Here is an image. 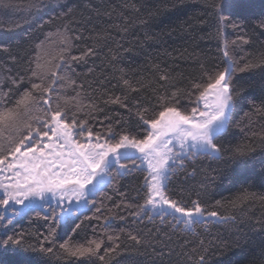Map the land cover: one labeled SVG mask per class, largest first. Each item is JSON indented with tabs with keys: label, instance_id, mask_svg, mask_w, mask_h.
Masks as SVG:
<instances>
[{
	"label": "trees",
	"instance_id": "obj_1",
	"mask_svg": "<svg viewBox=\"0 0 264 264\" xmlns=\"http://www.w3.org/2000/svg\"><path fill=\"white\" fill-rule=\"evenodd\" d=\"M35 2L0 0L3 106L12 107L33 83H40L32 70L41 41L46 51L40 52L41 62L55 66L62 47L57 33L67 28L74 37L71 55L80 56L87 48L94 54L68 67L62 65L59 74H67L76 83L67 87L65 81L58 80L52 97L54 101L59 98L78 122L87 120L94 132H103L108 126L117 131L121 126L141 130L137 109L147 108L146 115H151L159 110L158 98L178 88L182 90L181 105H189L183 93L190 90L192 82H203L204 69L226 66L225 46L238 66L243 65L241 58L255 62L264 54V29L258 27L264 18V0H235L231 10L224 12L227 20L222 25L211 0H40L38 7H32ZM240 36L250 38L249 43H242ZM165 74L168 81L161 79ZM122 75L136 91L123 85ZM233 80L243 85L246 99L234 109L232 124L223 138L228 149L224 158L186 160V167L177 170L170 184V190L178 193L177 199H200L209 211L226 219H212L185 230L173 228L171 218L162 223L155 215L152 220L129 215L134 209L127 205L142 203L146 173L141 166L125 175L114 169L112 183L91 196L87 207L71 218L53 220L51 209L32 207L0 224V235L23 234L25 246L53 247L47 264H104L98 257L68 256L59 247L65 241L81 244L92 239L103 240L100 255L119 245V255L106 257L108 264H199V255H204V264H221L228 258L235 264H264V66L237 72ZM48 82L45 80V86ZM116 96L127 97V108L106 103ZM46 111L45 106L33 104L20 109L24 122L41 128L29 117L43 116ZM22 135L27 131L4 127L0 144L7 148L10 140ZM236 147L254 149L249 153L252 164L245 169L239 168L231 154ZM245 194L254 198L238 199ZM51 228H55V235L45 240ZM128 233L141 237L142 243L129 240ZM108 235L119 239L108 240ZM38 259L37 254L21 253L13 246L0 247V264Z\"/></svg>",
	"mask_w": 264,
	"mask_h": 264
},
{
	"label": "snow or ice",
	"instance_id": "obj_2",
	"mask_svg": "<svg viewBox=\"0 0 264 264\" xmlns=\"http://www.w3.org/2000/svg\"><path fill=\"white\" fill-rule=\"evenodd\" d=\"M39 4L40 0H36L31 6L38 7ZM234 5L235 0H211L210 3L221 25L227 20L224 12L231 10ZM68 11L70 13L72 10ZM258 27L264 29V18ZM57 36L62 47L54 67H49L48 62H41L40 52L46 54L44 42L37 45L39 52L32 76L40 79V83H33L31 90H26L12 107L3 106L0 97V133L4 127L27 131V135H22L18 140H10L7 148L0 144V191L3 193L0 197V208L3 209L0 224L9 223L13 217L24 214L37 199L51 209L53 220L71 218L81 205L91 202V196L112 183L114 169L118 175H125L141 166V171L146 173L142 185V203L127 205L134 209L129 215L136 218L143 216L148 220H152L155 215L162 223L171 218L173 228L182 227L185 230H192L194 225L212 219H226L216 211H209L200 199H177L178 193L170 190L171 179L178 169L186 167V160H195L200 156L217 160L224 158L228 149L222 143L223 138L232 124L234 109L246 99L243 85H237L233 77L237 72L243 73L264 66V54L255 58V62L241 58L244 60L243 65L238 66L225 46L223 56L226 66L204 69L201 77L203 82H192L190 90L183 93L189 105H181L182 90L178 88L169 96H160L159 110L151 115H146L147 108L137 109L135 115L141 130L121 126L117 131L108 126L103 132H94L87 120L78 122L74 113L67 112L61 106L59 98L54 101L52 97L53 85L58 80L65 81L67 87L76 83L67 74H59L62 65L68 67L74 61L94 54V51L87 48L80 56H73L71 50L74 37L68 33L67 28L58 32ZM238 39L247 44L250 38L240 36ZM201 67L203 69V65ZM121 79L125 87L136 91L129 80L123 79V75ZM161 79L168 81L169 76L162 75ZM45 80L49 81L47 86ZM33 92L37 95L33 96ZM70 99L74 100L75 97ZM126 99L110 97L106 103L127 108ZM68 102L65 100V105ZM28 104L47 108L43 116L29 117L42 125V128L22 120L20 109H27ZM75 137H80L84 142L81 143ZM252 151L254 149L242 147L231 150L240 169L252 164L249 158ZM249 198L254 197L245 194L238 199ZM53 200L55 207L52 206ZM25 201L29 203L26 205ZM220 203L216 201L217 205ZM16 205H24V208H17ZM76 228H79V224ZM55 231V228H51L45 240L54 237ZM106 238L112 241L119 239L111 235ZM128 239L138 245L142 243L141 237L132 233H128ZM102 245L103 240L92 239L81 244L65 241L59 247L68 256L98 257L104 264H108L106 257L119 255V245L106 248L104 254L100 255ZM7 246L40 257L37 261H25L24 264H47V255L53 253V247H44L43 244L39 247L25 246L23 234L9 235L4 232L0 235V247ZM198 259L199 264H204V255H199ZM221 264H235V261L228 258Z\"/></svg>",
	"mask_w": 264,
	"mask_h": 264
},
{
	"label": "rangeland",
	"instance_id": "obj_3",
	"mask_svg": "<svg viewBox=\"0 0 264 264\" xmlns=\"http://www.w3.org/2000/svg\"><path fill=\"white\" fill-rule=\"evenodd\" d=\"M76 139H78L77 137H75ZM80 140V139H79ZM47 142V141H45ZM81 143H83L84 141L81 139L80 140ZM23 150V149H22ZM3 193L2 191H0V196L2 197ZM29 202L28 201H25V204L27 205ZM88 205V204H87ZM87 205H81L80 206V209L79 210H82L84 208L87 207ZM52 206L55 207V200L52 201ZM17 208H24V205H16ZM32 207H35V208H42L44 210H49L50 208L46 205H44V203L42 201H40L39 199H37L36 202L32 203L31 206L29 208H32ZM2 209V208H1ZM28 209V208H27ZM3 210V209H2ZM57 211H59V209H57ZM66 219V218H65Z\"/></svg>",
	"mask_w": 264,
	"mask_h": 264
}]
</instances>
